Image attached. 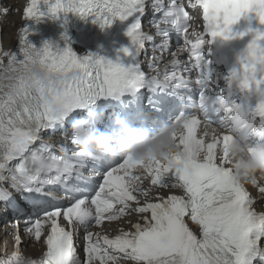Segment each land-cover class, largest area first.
Wrapping results in <instances>:
<instances>
[{"label":"snow or ice","instance_id":"obj_1","mask_svg":"<svg viewBox=\"0 0 264 264\" xmlns=\"http://www.w3.org/2000/svg\"><path fill=\"white\" fill-rule=\"evenodd\" d=\"M41 3L47 6L46 13L41 11ZM172 3L173 7L155 23L157 35L164 38L162 49L169 28L176 33L187 31L188 12L175 0ZM195 4L203 9L210 37L206 41L198 38L189 49L201 72L197 82L203 85L212 79L214 70L202 45L209 46L217 38L229 41L248 35L234 34L232 27L249 13L264 25V0H195ZM143 13L144 0H29L18 41L19 54L4 53L9 56L6 66L0 59V184L8 183L32 210L33 219L26 231L33 233L37 241L45 226L49 233L43 258L23 256L17 235L16 250L0 258V264H120L121 259L133 264H256L257 260L264 264V214H257L255 201L242 180L227 166L234 136L249 142V152L264 145V31L249 29L252 39L236 63L225 74L215 73L217 81L225 83L219 94L204 89L198 101L188 98L187 106L224 130L226 134L220 140L205 145L196 138L197 115L182 113L169 123L186 130L179 137L173 134L182 154L145 164L117 153H85L79 137L72 132L74 124H84L88 117L100 122V101L121 103L125 96L135 97L145 89L156 93L166 87L154 77H147L138 61L145 42L152 40L140 30ZM69 14L90 19L101 30L117 21L125 24L129 46L111 60L92 53L79 56L67 43L61 48L45 42L36 48L30 42L32 33L27 22L39 23L45 15L63 17L66 22ZM61 39L67 41L66 36ZM34 67L45 72L54 85L47 90L29 86L26 76ZM153 67L149 65L150 70ZM170 79H177L175 73L165 75L166 81ZM176 87L190 89L191 84L180 80ZM58 131L77 149L71 156L56 155L52 145L45 142V132L55 135ZM221 142L223 156L218 157L216 149ZM86 167L90 174L102 175L98 190L85 179L82 169ZM137 167L151 177L153 186L179 188L184 196L158 197V202L135 207L143 221L132 224L131 232L121 230L110 238L89 231L105 220H119L126 215L130 201L139 205L137 196L149 195L137 183L140 177L131 174ZM244 180L257 183L256 176ZM57 186L68 203L46 192V188ZM259 191L264 193V187ZM0 203L19 210L4 188H0ZM186 218L199 226V237L190 230ZM61 219L67 222V229L61 226ZM77 225L84 230L83 260L75 247Z\"/></svg>","mask_w":264,"mask_h":264},{"label":"clouds","instance_id":"obj_2","mask_svg":"<svg viewBox=\"0 0 264 264\" xmlns=\"http://www.w3.org/2000/svg\"><path fill=\"white\" fill-rule=\"evenodd\" d=\"M26 83L45 90L54 85V81L39 67L29 70ZM94 119L88 117L86 123L72 126V132L79 137L80 147L85 153L106 156L117 153L145 164L182 154L177 141L173 139V134L178 135L177 126L162 125L155 135L149 136L142 130L129 127L126 121L114 117L113 123L117 131L108 135L90 130L89 125L93 124ZM248 149L249 142L238 135L234 136L228 149L231 168L241 180L257 174L264 176V145L255 147L252 152Z\"/></svg>","mask_w":264,"mask_h":264},{"label":"bare ground","instance_id":"obj_3","mask_svg":"<svg viewBox=\"0 0 264 264\" xmlns=\"http://www.w3.org/2000/svg\"><path fill=\"white\" fill-rule=\"evenodd\" d=\"M23 0H5V4L7 6H11L12 10L19 9L21 10V2ZM13 25H15L13 27ZM20 26L19 23V14H11L6 17L4 25H3V37H2V47L5 50H10L13 48L15 44V30ZM0 252L3 251L5 248L9 251H12L13 242L7 243L5 246L4 241L1 242L0 240ZM24 252L25 254L37 258L41 255L42 246L41 243H29L24 241Z\"/></svg>","mask_w":264,"mask_h":264},{"label":"rangeland","instance_id":"obj_4","mask_svg":"<svg viewBox=\"0 0 264 264\" xmlns=\"http://www.w3.org/2000/svg\"><path fill=\"white\" fill-rule=\"evenodd\" d=\"M2 247H0V249H1Z\"/></svg>","mask_w":264,"mask_h":264}]
</instances>
